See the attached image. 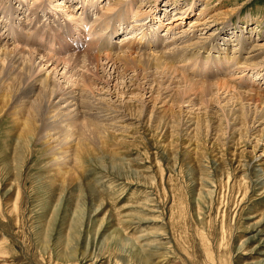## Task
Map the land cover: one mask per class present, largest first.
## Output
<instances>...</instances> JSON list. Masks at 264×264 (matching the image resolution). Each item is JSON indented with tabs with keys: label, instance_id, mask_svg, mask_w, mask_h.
<instances>
[{
	"label": "rangeland",
	"instance_id": "374dc122",
	"mask_svg": "<svg viewBox=\"0 0 264 264\" xmlns=\"http://www.w3.org/2000/svg\"><path fill=\"white\" fill-rule=\"evenodd\" d=\"M146 263L264 264V0H0V264Z\"/></svg>",
	"mask_w": 264,
	"mask_h": 264
},
{
	"label": "bare ground",
	"instance_id": "6f19581e",
	"mask_svg": "<svg viewBox=\"0 0 264 264\" xmlns=\"http://www.w3.org/2000/svg\"><path fill=\"white\" fill-rule=\"evenodd\" d=\"M182 13V12H181ZM7 49V48H6ZM172 52V51H171ZM33 53V52H32ZM37 54V53H36ZM161 56V55H160ZM159 56V57H160ZM100 58H101V56H99ZM108 57V56H107ZM49 58V57H48ZM111 58V57H110ZM159 59H161V57L159 58ZM43 60V59H42ZM51 62V61H50ZM48 63V62H47ZM164 63V62H163ZM162 65V64H161ZM167 68V67H166ZM172 69V68H171ZM225 84H226V82H224ZM220 84V83H219ZM218 84V85H219ZM222 84H223V82H222ZM224 85V84H223ZM37 86V85H36ZM225 86V85H224ZM40 87V86H39ZM221 87H222V85H221ZM74 96H73V94L72 95H68V94H62L61 95V97L59 98V104H61L62 105V107H64V108H68V111H65V114H66V116L65 117H69V118H71V119H73L72 118V111H70L69 109H70V107L71 106H73L74 107V105H72V103H71V99L73 98ZM83 107V106H82ZM98 108V107H97ZM71 109H72V107H71ZM65 110V109H64ZM74 110V109H73ZM75 112V111H74ZM63 114V113H62ZM64 116V115H63ZM78 116V115H77ZM57 118V117H56ZM68 118V119H69ZM70 120V119H69ZM76 121V120H75ZM75 155V154H74ZM163 251V250H162ZM164 255V254H163ZM163 257V256H162ZM168 257V256H167ZM92 260H93V258H92ZM99 262V261H98ZM147 264V263H146ZM150 264V263H149Z\"/></svg>",
	"mask_w": 264,
	"mask_h": 264
}]
</instances>
